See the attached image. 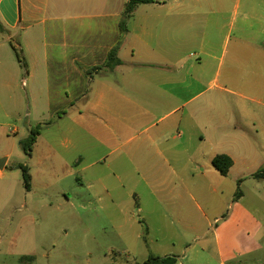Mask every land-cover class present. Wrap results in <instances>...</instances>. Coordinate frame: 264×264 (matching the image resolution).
Instances as JSON below:
<instances>
[{
	"label": "crops",
	"instance_id": "obj_1",
	"mask_svg": "<svg viewBox=\"0 0 264 264\" xmlns=\"http://www.w3.org/2000/svg\"><path fill=\"white\" fill-rule=\"evenodd\" d=\"M117 2L115 10L114 0H0V103H7L0 110L20 108L35 95L33 85H48L57 42L59 78L72 91L65 97L83 98L73 120L72 166L90 172L81 181L89 183L94 208L123 215L113 223L143 224L139 236L153 253L147 260L264 264L247 250L228 260L220 245L225 229L239 239H264V209L241 206L229 214L245 195L227 200L224 189L226 178H239L240 189L243 179L227 176L257 160L264 143V0H155L136 7L124 33L127 0ZM117 46L122 64L110 70L107 55ZM90 71L96 88L76 91ZM82 135L92 140L81 142ZM219 155L231 160L226 176L212 165ZM5 159L0 243L15 246L28 236L31 187L5 175Z\"/></svg>",
	"mask_w": 264,
	"mask_h": 264
},
{
	"label": "rangeland",
	"instance_id": "obj_2",
	"mask_svg": "<svg viewBox=\"0 0 264 264\" xmlns=\"http://www.w3.org/2000/svg\"><path fill=\"white\" fill-rule=\"evenodd\" d=\"M115 1L117 0H114L116 10L120 2ZM140 12L141 10L137 15ZM95 24L87 22V30L90 26L94 30ZM58 48L57 42H51V80L48 85L43 86L40 82L38 91L33 85L35 95L32 99L23 98L20 108L12 111L0 110V159L9 157L5 175L22 177L21 170L13 167L22 165L28 168L33 207L31 223L28 219L27 238H20L15 246L0 243V264H20V258L24 256L33 257L29 264H144L153 254L151 246L145 244L139 236L145 232L144 225L135 223L127 226L122 219L113 223V216L121 218L123 215L108 213L104 208H94L95 203L90 200L92 192L88 188L89 183L81 181L90 172L87 170L79 173L72 166L76 156L72 149L76 142L73 120L77 108L83 104V98L72 102L66 99L65 94L70 95L72 91L59 78L55 64L58 55L55 51ZM127 49L124 48L122 52L124 60H129L130 50ZM95 73L90 71L88 79L83 78L81 85L75 87V90L90 94L91 88H96V81L99 79ZM90 78L95 79L93 85L89 82ZM37 81L35 77L33 82L36 85ZM28 86H31L30 82ZM71 104L73 105L70 106ZM28 123L31 124L30 129L40 126L30 157L23 153L19 144L29 135L30 129L26 128ZM16 129L17 133H13ZM69 130H72L70 134ZM64 133H67L66 137ZM91 140L83 135L81 137V142ZM259 141L264 142V139L260 137ZM259 148V158L250 165L242 166L239 176H227L243 179L240 190L245 195L242 201L231 203L229 214H233L241 206L264 209V182L250 177L253 172L264 167V143ZM94 171L103 172V167L97 166ZM238 179L224 180L227 200L236 201ZM227 209L229 207H226V211ZM17 221L20 222V215ZM258 224L263 225L264 219ZM260 229L261 226L258 227ZM180 232L174 231L177 234ZM241 237L242 235L234 236L232 230L225 229L222 232L220 245L224 256L234 261L235 252L247 250L251 252L250 258L260 257L264 262V239H239ZM168 248L169 246L166 249Z\"/></svg>",
	"mask_w": 264,
	"mask_h": 264
},
{
	"label": "trees",
	"instance_id": "obj_3",
	"mask_svg": "<svg viewBox=\"0 0 264 264\" xmlns=\"http://www.w3.org/2000/svg\"><path fill=\"white\" fill-rule=\"evenodd\" d=\"M154 2L155 0H127L122 13L121 20L119 22L120 32L121 33L125 32L126 23L134 13L137 6L143 4H152ZM0 30H2L1 25H0ZM117 51H118V46L113 48L107 55L106 67L110 70H113L115 67L120 66L122 64V61L118 58ZM15 54L18 62L22 63V60L19 54L16 52V50H15ZM39 130H40V126H36L35 128L30 129L28 137L19 142L23 153L28 157H30L32 154L33 147L36 143L37 137L39 136ZM212 165L219 172L220 175L226 176L231 166V160L226 156L219 155L212 160ZM16 168L21 170V176H22L24 188L25 190L29 191L31 187L30 185L31 176L29 174L28 168L22 165H17ZM250 177L255 180H264V167L252 173ZM240 182H241L240 180H238L237 182L238 188L235 194L236 195L235 199H238L241 196V191L239 189ZM32 260L33 257L31 256L21 257L20 264H25L27 261L31 262ZM176 262H177V257L171 255L166 257H150L147 261H145L144 264H175Z\"/></svg>",
	"mask_w": 264,
	"mask_h": 264
},
{
	"label": "water",
	"instance_id": "obj_4",
	"mask_svg": "<svg viewBox=\"0 0 264 264\" xmlns=\"http://www.w3.org/2000/svg\"><path fill=\"white\" fill-rule=\"evenodd\" d=\"M5 162H6V159L3 158V159H0V169L2 170L4 165H5Z\"/></svg>",
	"mask_w": 264,
	"mask_h": 264
}]
</instances>
